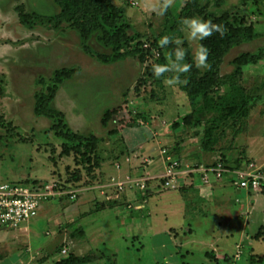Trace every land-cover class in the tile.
Segmentation results:
<instances>
[{"label": "rangeland", "instance_id": "374dc122", "mask_svg": "<svg viewBox=\"0 0 264 264\" xmlns=\"http://www.w3.org/2000/svg\"><path fill=\"white\" fill-rule=\"evenodd\" d=\"M111 1L130 34L141 36L119 52L140 50L142 60L99 62L112 49L97 34L82 40L67 23L57 24L53 0H0V182L29 179L57 194L42 204L48 217L40 219V211L24 229L10 231H20L17 237L0 240V264H56L68 256L83 264H264V186L239 189L227 174L212 188L198 186V196L185 186H160L166 157L189 168L264 169V0H225L219 10L212 0L199 2L206 15L228 13L255 34L229 50L207 78V68L193 59L201 40L177 20L187 0H174L163 15V0ZM163 36L183 43L161 48ZM178 46L186 51L184 63L192 64L180 74L187 83H166L175 72L154 77L153 65L167 64ZM60 69L77 73L55 85ZM199 82L204 93L191 100ZM50 91L52 113L37 118L36 100ZM243 103L247 117L221 119L216 144L204 151L215 118ZM219 104L222 115L209 110ZM116 108L103 124L104 113ZM189 115L194 119L185 125ZM127 179L145 181L147 190L109 199L115 192L103 186ZM238 244L243 254L235 262Z\"/></svg>", "mask_w": 264, "mask_h": 264}, {"label": "trees", "instance_id": "16d2710c", "mask_svg": "<svg viewBox=\"0 0 264 264\" xmlns=\"http://www.w3.org/2000/svg\"><path fill=\"white\" fill-rule=\"evenodd\" d=\"M54 4L59 9V14L56 18V23H67L71 30L78 33L82 40L89 39L90 36L97 34V41L103 46L111 48L112 54L99 55L98 60L102 64L111 65L118 62L125 61L127 58L139 57L142 60L140 50L133 52L121 53L120 49L134 41H137L141 36L137 33L130 34L131 25L121 12L116 8L111 0H53ZM202 0H187L184 11L177 17L179 23H182L184 18L202 17L204 20H211L212 23L223 26V35L218 32L213 34L200 42L208 48V57L206 63L209 65L204 77L214 75V70L218 69L223 56L231 49L242 44L249 43L255 38L253 28L251 26H242L237 23L235 18L228 13H221L220 15H206L204 11L199 8V2ZM213 7L217 10L221 8L225 0H212ZM20 17V16H19ZM21 24V23H20ZM199 45V46H200ZM243 57L252 58L253 56L245 54ZM238 60H234V63ZM191 63V61H189ZM77 73V69H60L54 73L53 82L55 85L69 81ZM209 73V75H208ZM196 82V81H195ZM54 85V86H55ZM197 89L195 94L188 93L190 99L193 100L196 94L204 93L205 87L202 82L196 83ZM52 99V91L49 95L38 97L35 104V115L37 118L50 117L51 113L46 104ZM210 111L218 115L225 113V108L222 104L217 106H209ZM118 108L108 110L104 113L102 123L106 124L112 117L117 115ZM237 115L238 119L247 117L248 110L243 103L240 108L236 105L232 110L230 109L224 116L215 118L210 128L205 132V142L203 143V150L210 151L216 144L213 138V133L216 127L221 123L224 117ZM193 116H186L183 121L185 125H190L193 121ZM198 119V118H195ZM242 167V166H240ZM239 167V168H240ZM238 169V168H237ZM27 187H42L41 184L30 182L29 179L23 183H15ZM84 261L79 258L68 256L56 264H83Z\"/></svg>", "mask_w": 264, "mask_h": 264}, {"label": "built area", "instance_id": "2783aa9c", "mask_svg": "<svg viewBox=\"0 0 264 264\" xmlns=\"http://www.w3.org/2000/svg\"><path fill=\"white\" fill-rule=\"evenodd\" d=\"M163 154V153H161ZM164 169L160 177L161 184L165 190H174L178 179L183 175H197L202 184H208L210 180H223L225 174L231 176L234 187L245 190H255L264 186V169L256 168L253 164L242 166L233 172L226 170L223 164L207 167L205 165H196L194 167H185L179 160L172 157H166L163 160ZM103 188L114 190L115 195L108 197L115 200L117 196L126 190L145 191L147 186L145 181L137 179H127L122 181H111ZM57 195L52 188L27 187L15 183L0 182V230L22 229L25 224L38 217L42 209V204ZM140 209V206H138ZM142 208V206H141ZM240 244L237 245L233 255V261L240 260L243 250ZM65 254V251H63Z\"/></svg>", "mask_w": 264, "mask_h": 264}, {"label": "clouds", "instance_id": "9594fccd", "mask_svg": "<svg viewBox=\"0 0 264 264\" xmlns=\"http://www.w3.org/2000/svg\"><path fill=\"white\" fill-rule=\"evenodd\" d=\"M174 0H163L160 14L163 15L172 6ZM182 23L188 28V34L190 38L196 40H204L205 38L211 36L213 32H218L223 35V26L212 23L211 20H204L200 17L184 18ZM170 42H174L177 45L183 43V41L175 40L172 41L169 36H163L159 40V46L161 48L167 46ZM208 48L204 45H200L194 53V63L197 68L204 67L207 68L209 65L206 63L208 57ZM173 55L175 59H173ZM186 51L182 47H177L174 53H168L167 64H154L153 65V75L156 78H160L165 72H175L176 76L174 79H167L166 83L172 84H185L187 80H181L180 74L186 73L192 67V64L184 63Z\"/></svg>", "mask_w": 264, "mask_h": 264}, {"label": "crops", "instance_id": "0c3cea01", "mask_svg": "<svg viewBox=\"0 0 264 264\" xmlns=\"http://www.w3.org/2000/svg\"><path fill=\"white\" fill-rule=\"evenodd\" d=\"M182 163V162H181ZM184 165V164H183ZM185 167H186V165H184ZM188 167V166H187ZM114 174L116 175V176H118V175H120V174H122V172L121 171H119V169H117L116 170V172H114ZM179 179H183V184H181V186H179V183H177V185H176V189L177 188H179V187H182V186H185V187H188L190 190H189V192L188 193H191V192H194L195 191V193H196V195L198 196L199 195V193H200V191L199 190H197V189H199L198 188V186L199 187H207V188H212V182H220V180H214V179H212V180H210V182L208 183V184H202V182L199 180L200 179V177H198L197 175H193V174H187L186 176H180V178ZM202 184V185H201ZM211 185V186H210ZM208 186H210V187H208ZM217 186V185H216ZM193 188H195L196 190H194ZM200 189H202V188H200ZM175 190V189H174ZM211 193H214V191H212ZM138 206H140V205H138ZM138 206L136 207V209H138L139 210V208H138ZM140 209H141V206H140ZM46 210V209H45ZM43 211V209L41 210V215H40V219H44L45 217H48V212L47 211ZM22 229H24V228H22ZM22 229H20V230H22ZM20 232V231H19ZM19 232H16V233H14V232H10V231H8V232H4V233H0V240L1 239H8L10 236H16ZM31 233V232H30ZM13 234V235H12ZM26 234H29L28 233V230H27V233ZM27 236V238H25V239H23V240H27L28 241V237H29V239H30V236H28V235H26ZM17 237V236H16ZM22 237V236H21ZM22 239V238H21ZM27 241H25V242H27ZM207 245H208V243H206Z\"/></svg>", "mask_w": 264, "mask_h": 264}]
</instances>
